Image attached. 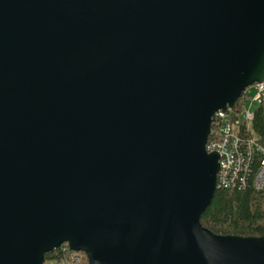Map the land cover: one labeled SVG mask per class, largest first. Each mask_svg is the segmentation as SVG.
<instances>
[{
    "label": "water",
    "instance_id": "water-1",
    "mask_svg": "<svg viewBox=\"0 0 264 264\" xmlns=\"http://www.w3.org/2000/svg\"><path fill=\"white\" fill-rule=\"evenodd\" d=\"M264 79V0H0V264H264L218 234L212 116Z\"/></svg>",
    "mask_w": 264,
    "mask_h": 264
},
{
    "label": "built area",
    "instance_id": "built-area-1",
    "mask_svg": "<svg viewBox=\"0 0 264 264\" xmlns=\"http://www.w3.org/2000/svg\"><path fill=\"white\" fill-rule=\"evenodd\" d=\"M244 94V106L239 112L235 106L215 111L206 148L219 155L217 189L259 192L264 190V79L250 85ZM60 247L67 249L65 243ZM80 259L76 253L74 260Z\"/></svg>",
    "mask_w": 264,
    "mask_h": 264
},
{
    "label": "trees",
    "instance_id": "trees-1",
    "mask_svg": "<svg viewBox=\"0 0 264 264\" xmlns=\"http://www.w3.org/2000/svg\"><path fill=\"white\" fill-rule=\"evenodd\" d=\"M244 102L243 93L234 110L239 112ZM261 120L262 115L259 112L257 121ZM201 222L218 234L264 236V190L258 192L253 189H217L212 203L201 217ZM65 245V251L59 247L47 253L45 263L52 260L55 264H89L86 253L74 251L67 243ZM76 253L81 256L78 261L74 260Z\"/></svg>",
    "mask_w": 264,
    "mask_h": 264
},
{
    "label": "rangeland",
    "instance_id": "rangeland-1",
    "mask_svg": "<svg viewBox=\"0 0 264 264\" xmlns=\"http://www.w3.org/2000/svg\"><path fill=\"white\" fill-rule=\"evenodd\" d=\"M250 103H248V105H249ZM257 107V103H254V105H253V109H255ZM45 264H55V262L54 261H52V260H48Z\"/></svg>",
    "mask_w": 264,
    "mask_h": 264
}]
</instances>
